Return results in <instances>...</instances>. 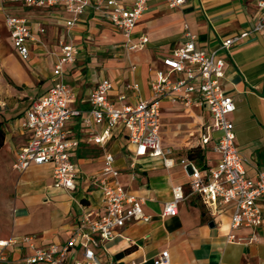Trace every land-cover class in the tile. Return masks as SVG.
<instances>
[{"label": "crops", "instance_id": "crops-1", "mask_svg": "<svg viewBox=\"0 0 264 264\" xmlns=\"http://www.w3.org/2000/svg\"><path fill=\"white\" fill-rule=\"evenodd\" d=\"M256 1L187 0L172 7L168 0H147L133 40L147 35L148 43L134 51L126 48V37L107 18L109 8L75 13L61 4L0 2V121L5 129L0 148V241L5 245H0V264H14L34 254L27 237L37 248L65 245L75 232L82 205H92L97 216L105 211L100 191L86 179L102 170L104 147L89 141L93 130L79 118L67 125L80 139L72 156L82 173L76 189L54 186L51 163L32 164L25 170L14 167L17 151L30 137V132L20 126V119L32 101L54 83L61 46L71 43L78 48L76 59L64 64L62 79L75 92L69 106L81 109L85 116L90 108L89 94L98 79L113 81L110 96L118 105L134 104L140 97L151 99V81L157 70L173 79L183 76L167 67L163 58L184 42L188 31L197 36L199 49H218L225 38L253 27L258 19ZM8 13L28 20L34 37L29 59H23L14 47L6 24ZM73 18L76 21L69 27L67 21ZM223 55V88L236 103L230 115L235 124V142L247 159V175L256 177L258 170L264 169V28ZM135 84L138 90L133 88ZM121 95L126 96L125 100L119 101ZM161 115L163 144L173 148L171 167L159 158H135V147L126 130L114 131L105 146L115 154L123 186L143 199L144 212L150 217L127 222L113 238L101 242L96 248L100 258L106 264H154V259L167 250L170 264H264V197L258 200L263 214L260 225L233 228L232 204L215 211L207 207L201 195L191 191L189 172L180 162L188 157L202 169L218 166L221 155L214 149L217 133L212 132V139L202 143L213 123L209 109L201 102L187 105L167 96L161 102ZM176 118L191 121L175 122ZM183 124L199 126L197 143L169 141ZM101 128L97 125L95 131ZM197 150L203 157L190 158L189 151ZM174 185L183 186L185 199L178 204L177 215H163ZM230 234L235 235L233 240L228 239ZM82 253L80 246L71 248L65 264H72Z\"/></svg>", "mask_w": 264, "mask_h": 264}, {"label": "built area", "instance_id": "built-area-1", "mask_svg": "<svg viewBox=\"0 0 264 264\" xmlns=\"http://www.w3.org/2000/svg\"><path fill=\"white\" fill-rule=\"evenodd\" d=\"M5 0H0L4 2ZM187 0H168L169 5L181 6ZM25 4L55 6L61 4L69 11L79 13L87 8L111 9L109 21L126 37V48L130 51L143 49L148 43L147 35L133 40V31L144 14L147 0H24ZM258 19L250 30L242 31L225 38L218 49L202 50L197 47V36L186 33L184 42L163 58L164 64L183 76L173 79L163 70H157L151 81L153 98L140 97L134 104L118 105L110 96L113 81L100 78L89 94L90 108L86 115L82 110L71 108L69 102L75 92L62 79L63 66L72 62L78 55V48L63 44L58 52V60L53 71L54 83L38 98L32 101L20 119V126L30 132L27 143L17 151L14 167L25 170L30 165H53L54 186L74 190L82 179V173L72 160L80 145L79 137L67 125L79 118L93 130L89 141L104 147V164L99 173L86 177L90 186L98 189L105 211L97 216L92 205H82L77 227L69 241L60 247L52 244L37 248L29 237L25 240L34 248V254L24 261L14 264H65L71 248L80 246L82 256L72 264H106L98 255L96 248L101 242L113 238L118 229L133 220L148 219L143 209V199L133 195L123 186L116 166V157L105 146L113 137L114 131L126 130L129 142L134 145V157L159 158L166 167L173 165V148L163 144L161 137V102L167 96L179 99L187 105L203 103L211 112V129L202 137L208 143L211 133H217L214 149L220 155L216 168H200L188 157L180 159L189 172V186L193 193H199L203 203L211 210L232 204L231 226L258 227L263 220L262 209L258 203L264 197V169H259L256 177L247 175L246 157L236 145L234 121L230 115L236 109L232 96L224 91L225 65L224 52L229 50L252 33L264 28V0H257ZM76 18L67 21L72 27ZM6 24L13 39L14 47L23 59H29L30 43L34 39L28 20L22 16L8 13ZM134 89L139 86L135 84ZM121 95L119 101L125 100ZM97 125L102 126L95 131ZM185 199L182 185L172 187V199L165 202L163 215H177L178 204ZM96 235L98 237H96ZM234 234L228 239L233 240ZM5 245V241H0ZM2 256L0 255V261ZM154 264H170L167 250L161 252Z\"/></svg>", "mask_w": 264, "mask_h": 264}, {"label": "rangeland", "instance_id": "rangeland-1", "mask_svg": "<svg viewBox=\"0 0 264 264\" xmlns=\"http://www.w3.org/2000/svg\"><path fill=\"white\" fill-rule=\"evenodd\" d=\"M184 120L191 121V119L176 118L175 122H181ZM173 129H176V126H174ZM169 141L173 144L179 142H185L189 144L197 143L199 141V126L197 124L190 126L188 124H183L181 131L176 136L173 135L172 137H169Z\"/></svg>", "mask_w": 264, "mask_h": 264}, {"label": "trees", "instance_id": "trees-1", "mask_svg": "<svg viewBox=\"0 0 264 264\" xmlns=\"http://www.w3.org/2000/svg\"><path fill=\"white\" fill-rule=\"evenodd\" d=\"M5 140V129L3 122L0 121V148L3 146ZM201 151L197 150L196 152L189 151L188 155L190 158H201L203 154L200 153Z\"/></svg>", "mask_w": 264, "mask_h": 264}]
</instances>
